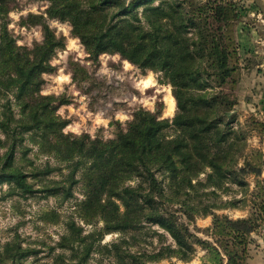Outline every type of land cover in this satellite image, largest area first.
<instances>
[{
    "label": "trees",
    "instance_id": "1",
    "mask_svg": "<svg viewBox=\"0 0 264 264\" xmlns=\"http://www.w3.org/2000/svg\"><path fill=\"white\" fill-rule=\"evenodd\" d=\"M13 1L0 0V186L7 185V195L41 192L68 199L73 185L81 183L84 199L76 204V211L86 223L103 222V231L82 235V228L69 221L59 242L76 260L69 264L86 262L104 234L132 233L144 223L164 230L174 247L130 253L122 247L127 240L121 238L102 248L114 258L109 264H153L170 257L189 262L196 247L206 251L210 264H222L223 258L225 264H246L250 236L264 221L262 187L257 192L259 203L241 218L215 214L213 203L205 204L196 196L203 184L213 188L209 192L213 195L231 176L242 184L239 175L258 179L262 173L260 155L243 156L242 134L232 129L237 99L230 85L236 83L239 70L232 31L239 16L235 3L45 0L49 2L45 16L28 14L22 19L23 24L40 25L42 30V40L27 48L18 46L6 31L4 20ZM46 18L68 22L72 36L93 60L102 53L118 54L142 73H160L175 100L173 117H161L160 103L153 112L137 108L124 128L117 120L111 122L116 129L111 138L63 133L69 121L56 110L68 100L40 94L43 74L54 71L49 61L65 44ZM28 144L39 155L53 156L59 166L47 162L38 169L30 161L25 172L20 163H27ZM241 157L243 163L236 170ZM62 167L68 171L66 186L47 180L35 190L34 183ZM200 174H205L203 184ZM171 201L179 208L170 206ZM195 214L211 216V226L200 231L210 240L190 229ZM81 247V254H76ZM37 254L15 236L2 246L0 264H24Z\"/></svg>",
    "mask_w": 264,
    "mask_h": 264
},
{
    "label": "rangeland",
    "instance_id": "2",
    "mask_svg": "<svg viewBox=\"0 0 264 264\" xmlns=\"http://www.w3.org/2000/svg\"><path fill=\"white\" fill-rule=\"evenodd\" d=\"M204 1V0H200ZM238 8L239 16L232 24L233 38L238 57V74L236 83L231 86L237 103L232 129L240 132L244 143L243 156L250 157L256 153L260 155L262 173L258 179L253 175H239L242 184L233 176L227 178L220 188H216L213 195L211 187H205V174H200L198 180L203 185L198 187L196 196L205 203H213V212L227 215L230 218L248 216L260 197L257 192L262 187L264 198V0H231ZM49 2L45 0H14L10 4V11L4 20L6 31L18 46L30 48L34 43L42 40L40 25L23 24L22 19L28 14L43 15ZM158 0L154 1V5ZM142 7L138 8L141 11ZM47 24L57 36L64 37V48L57 49L49 63L54 68L52 73L43 74L44 84L40 94L64 97L67 104L57 107L56 114L68 120L63 133L79 135L88 133L91 137L100 136L104 139L113 137L117 120L124 128L132 113L137 108L155 111L162 104L161 117L172 118L175 111V100L171 94V87L161 77L160 73L146 71L142 73L137 67L122 59L118 54H100L96 60L89 57L84 46L77 37L72 36L68 22L57 19H47ZM1 27V21H0ZM145 79L148 83L145 84ZM171 95L174 101L173 111L167 113L165 98ZM168 134H173L168 130ZM31 151L26 156L27 163H20L25 172H29L28 162L42 169L48 162L51 167L59 166L53 156L39 155L36 147L28 144ZM2 150H0V153ZM238 159L237 168L243 163ZM65 167L47 176V179L34 183L35 190L42 188L41 184L47 180L61 182L67 185ZM79 173L77 174V178ZM160 178V177H159ZM29 180H32L29 178ZM195 181H193L194 183ZM166 186V182H164ZM164 186V188H166ZM7 185L0 186V250L2 246L15 236L25 247L34 248L38 254L29 257L24 264H62L74 263L71 251L59 246L63 235L67 232V224L74 221L82 228V235L103 231V222L94 220L86 223L76 211V204L84 199L81 183L73 185L72 197L68 199L62 195L45 196V193L35 192L33 195H7ZM193 195L191 193L192 199ZM194 202V201H192ZM230 202H236L235 207H228ZM197 203V202H196ZM170 206L179 208V204L172 202ZM195 204V203H194ZM181 220H185L182 217ZM211 216L195 214L193 222L188 223L190 229L199 237L210 240L201 230L211 226ZM187 223V221H186ZM250 236L248 245L249 258L258 247V241L264 237V221ZM160 234V236H158ZM133 235L134 238H130ZM125 238L127 243L123 249L130 253L146 252L151 254L165 245L174 247V242L168 234L156 225L143 224V228L132 233L120 234L112 232L104 234L99 241H95L93 250L86 262L81 264H109L113 262L112 254L102 248L110 247ZM97 240V235L95 234ZM86 243L89 239H86ZM99 244V247H96ZM81 247L76 254H81ZM264 258V253L263 257ZM264 262V259H263ZM226 260L223 258L222 264ZM151 264V263H149ZM153 264H210L207 253L200 247L195 248V254L189 262L175 257L164 258Z\"/></svg>",
    "mask_w": 264,
    "mask_h": 264
},
{
    "label": "crops",
    "instance_id": "3",
    "mask_svg": "<svg viewBox=\"0 0 264 264\" xmlns=\"http://www.w3.org/2000/svg\"><path fill=\"white\" fill-rule=\"evenodd\" d=\"M254 235V233H252ZM258 247H256V250L258 251H255L253 253H256V254H253L250 256L249 258V264H264L263 262V253H264V237L263 238H260V241H258Z\"/></svg>",
    "mask_w": 264,
    "mask_h": 264
},
{
    "label": "bare ground",
    "instance_id": "4",
    "mask_svg": "<svg viewBox=\"0 0 264 264\" xmlns=\"http://www.w3.org/2000/svg\"><path fill=\"white\" fill-rule=\"evenodd\" d=\"M148 81H149L148 79H145L144 83L147 84ZM165 103H166L167 113H170L171 111H173L174 101L171 95L166 96Z\"/></svg>",
    "mask_w": 264,
    "mask_h": 264
}]
</instances>
